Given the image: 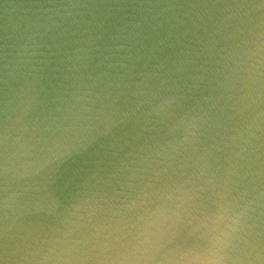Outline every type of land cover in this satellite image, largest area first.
Instances as JSON below:
<instances>
[{
  "label": "water",
  "instance_id": "water-1",
  "mask_svg": "<svg viewBox=\"0 0 264 264\" xmlns=\"http://www.w3.org/2000/svg\"><path fill=\"white\" fill-rule=\"evenodd\" d=\"M0 264H264V0H0Z\"/></svg>",
  "mask_w": 264,
  "mask_h": 264
}]
</instances>
